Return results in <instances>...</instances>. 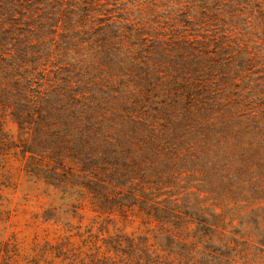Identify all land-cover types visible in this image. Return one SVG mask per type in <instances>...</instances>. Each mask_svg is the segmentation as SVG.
Segmentation results:
<instances>
[{
	"label": "trees",
	"instance_id": "1",
	"mask_svg": "<svg viewBox=\"0 0 264 264\" xmlns=\"http://www.w3.org/2000/svg\"><path fill=\"white\" fill-rule=\"evenodd\" d=\"M0 139L62 206L264 264V0H0Z\"/></svg>",
	"mask_w": 264,
	"mask_h": 264
},
{
	"label": "rangeland",
	"instance_id": "2",
	"mask_svg": "<svg viewBox=\"0 0 264 264\" xmlns=\"http://www.w3.org/2000/svg\"><path fill=\"white\" fill-rule=\"evenodd\" d=\"M14 128L7 121L3 131L14 138ZM4 144L0 139V264H198L191 238H178L171 247L158 244L155 222L140 214L101 221L87 199L76 211L60 205L57 191L29 180L23 161L12 150L5 152ZM241 214L245 221L250 215L244 209ZM230 225L237 226L238 220ZM230 225L226 235L232 234ZM231 259L225 264L244 260ZM248 264L260 263L252 258Z\"/></svg>",
	"mask_w": 264,
	"mask_h": 264
}]
</instances>
